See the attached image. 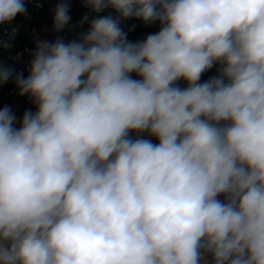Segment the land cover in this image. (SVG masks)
Returning a JSON list of instances; mask_svg holds the SVG:
<instances>
[{
    "label": "clouds",
    "instance_id": "obj_1",
    "mask_svg": "<svg viewBox=\"0 0 264 264\" xmlns=\"http://www.w3.org/2000/svg\"><path fill=\"white\" fill-rule=\"evenodd\" d=\"M86 4L118 17L39 41L15 75L36 112L0 109V264H264V0ZM129 18L161 29L132 43Z\"/></svg>",
    "mask_w": 264,
    "mask_h": 264
},
{
    "label": "built area",
    "instance_id": "obj_2",
    "mask_svg": "<svg viewBox=\"0 0 264 264\" xmlns=\"http://www.w3.org/2000/svg\"><path fill=\"white\" fill-rule=\"evenodd\" d=\"M81 1V0H80ZM62 2H67L69 6L70 20L68 24L59 32L54 30V9ZM26 12L18 14L11 22L0 24V44L10 43L9 48L0 47V66L14 70L13 77L8 82L0 84V109L9 107L16 117L15 126L19 128L25 112L35 113L37 108L33 101L27 96L19 95V90L15 84V75L23 74L26 78L29 75L30 63L37 44L41 40L55 42L57 37L63 38L68 43L72 40L81 39L84 33L90 30L83 27V22L76 20V12L81 11L88 17V21L112 16L117 18L116 11L108 7L99 13L88 12L83 4L77 0H24ZM132 22L138 28L155 34L156 22L145 24L140 19H122L120 26ZM13 29L16 31L13 33ZM142 41V36L132 43ZM131 78L140 79L136 73H131ZM180 87L185 88L187 81L183 79L177 81ZM220 198L224 199L223 196Z\"/></svg>",
    "mask_w": 264,
    "mask_h": 264
},
{
    "label": "trees",
    "instance_id": "obj_3",
    "mask_svg": "<svg viewBox=\"0 0 264 264\" xmlns=\"http://www.w3.org/2000/svg\"><path fill=\"white\" fill-rule=\"evenodd\" d=\"M156 24H157V29H156V33H157L161 29V24L158 21L156 22ZM120 27L123 29V31L125 33H127V40L130 42L137 40V38L139 36H142V41L147 37V31L138 28V26H136L132 22L124 24ZM219 68H220L219 64H214V66L210 70H208L202 74L199 82L203 83V82L207 81L209 78L219 75V71H218ZM176 84L178 87H180V85L177 82H176ZM187 86L188 85L186 84L185 87H187ZM205 259H206L208 264H211V262H212L211 256H206Z\"/></svg>",
    "mask_w": 264,
    "mask_h": 264
},
{
    "label": "rangeland",
    "instance_id": "obj_4",
    "mask_svg": "<svg viewBox=\"0 0 264 264\" xmlns=\"http://www.w3.org/2000/svg\"><path fill=\"white\" fill-rule=\"evenodd\" d=\"M77 2H78V3L81 2V3L84 5L85 9H86L88 12H92L93 14H94V13H97V12H94L90 6H87V4H86V0H81V1H80V0H77ZM83 17H85V13H83V12H81V11H77V12H76V20H80V21H82V22H83V27H84L85 29H87V28L89 27V25H90V22H89L88 20H87V21H83V20H82Z\"/></svg>",
    "mask_w": 264,
    "mask_h": 264
},
{
    "label": "crops",
    "instance_id": "obj_5",
    "mask_svg": "<svg viewBox=\"0 0 264 264\" xmlns=\"http://www.w3.org/2000/svg\"><path fill=\"white\" fill-rule=\"evenodd\" d=\"M84 6V5H83ZM130 137L135 139L137 138L138 134L136 132H130L129 133ZM139 138H144V139H151V141L155 144V143H158V139L154 136H149L147 132L145 133H142V134H139ZM220 198V197H219ZM221 200H223L222 198H220ZM204 264H208L206 259H205V262Z\"/></svg>",
    "mask_w": 264,
    "mask_h": 264
}]
</instances>
